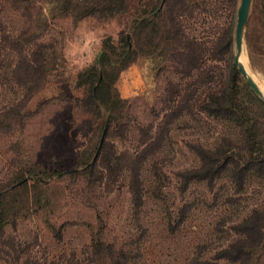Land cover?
<instances>
[{
	"label": "trees",
	"instance_id": "1",
	"mask_svg": "<svg viewBox=\"0 0 264 264\" xmlns=\"http://www.w3.org/2000/svg\"><path fill=\"white\" fill-rule=\"evenodd\" d=\"M140 3L141 13L133 16L124 37L114 42L111 36H105L95 59L76 74L75 85L83 87L82 96L75 97L76 101L85 112H95L96 116L103 112L107 116L105 131L101 130L84 155L75 154L70 166L61 170L40 169L38 164L22 166L13 179L0 184V257L11 252L8 254L11 258L13 252L16 256L13 259H18L25 251L24 243L6 231L16 226L19 216L29 214L33 203L43 198L48 203L53 200L54 184L50 179L70 177L82 182L84 188L92 189L103 179H115L118 170L127 169L134 203L140 204L143 196L140 166L151 149L167 142L172 120L183 115L205 114L225 124L214 141L190 144L197 163L178 172L183 189L194 181H206L213 186L217 179L226 176L234 191L224 194L217 190L215 199L223 197L226 204L232 205L239 199L235 193L243 191L253 180L264 187V101L251 89L233 61L239 0H143ZM127 8L128 0H0V78L2 82L4 78H16L15 82L25 87L20 99L1 107L0 130L10 131L14 120L21 124L40 108L32 109L27 104L36 91L29 83L37 84L41 78L45 79L49 66L55 63L48 59V56L50 60L54 58L53 51V54L44 51L38 41L50 18L67 15L75 20L103 19L121 14ZM3 10L19 11L28 25L13 33L1 17ZM143 55L146 59L150 57L153 75L164 83L163 100L169 109L155 128L153 123H131L130 100L120 95L115 84L119 73L127 71ZM133 129L140 131L139 138L146 144L137 153L116 146L111 138L117 132L127 137ZM72 190L67 189L66 183L61 187L65 197L72 196ZM261 200L237 217L229 227L231 230L223 221L217 223L195 245L190 264H218L215 262L219 259L231 264H264V197ZM18 208L23 211L18 213ZM99 232L88 246L97 260L105 258L106 264H135L129 258V248L104 241ZM232 232V239L226 240ZM220 239L224 240L221 246L210 260L205 259L203 249Z\"/></svg>",
	"mask_w": 264,
	"mask_h": 264
},
{
	"label": "rangeland",
	"instance_id": "2",
	"mask_svg": "<svg viewBox=\"0 0 264 264\" xmlns=\"http://www.w3.org/2000/svg\"><path fill=\"white\" fill-rule=\"evenodd\" d=\"M142 1L128 0L125 12L109 18L75 20L66 15L49 19L38 41L44 51L54 53V58L50 60L48 56V59L55 63L45 65L50 67L45 79L41 78L37 84L29 83L36 91L27 104L32 109L40 108L21 124L14 120L10 131L0 130V184L11 180L22 166L38 164L40 169L61 170L72 164L75 154L84 155L91 149L105 124L107 127L108 119L103 112L100 116L85 112L76 101L75 97H81L83 92L82 86L75 85L76 74L95 59L105 36H111L114 42L124 37L133 16L141 13L138 6ZM262 4L260 0H251L240 59L264 95ZM1 17L13 33L29 23L19 11L3 10ZM234 52L235 47L233 56ZM152 64L150 57L139 56L127 71L119 73L115 84L120 95L130 100L131 123H153L155 128L169 109L163 100L164 83L153 75ZM1 79L0 109L20 99L25 92V87L15 82L16 78H4L3 82ZM205 116L183 115L168 125L167 142L151 149L140 166L143 196L138 205L134 203L127 169L118 170L115 179H103L92 189L84 188L82 182L70 177L50 179L54 184L53 200L48 203L43 198L33 203L29 214L19 216L16 226L6 231L24 243L25 251L18 259H13L16 258L13 252L12 259L8 258L11 252L4 254L0 264H106L105 258L97 260L88 250L98 231L104 241L129 248V258L135 264H190L195 245L217 223L223 221L231 230L229 227L237 217L264 197V187L256 179L235 193L239 199L232 205L226 204L223 197L215 199L217 190L224 194L234 191L226 176L217 179L213 186L206 181L191 182L184 189L180 186L178 172L197 163L190 144L214 141L220 130L225 129L222 121ZM120 135L117 132L111 138L116 146L129 152L137 153L146 145L136 129L127 137ZM41 175L45 174L41 172ZM65 183L67 189H73L72 196L62 195L61 187ZM17 211L21 213L23 209ZM233 235L234 232L226 240ZM221 241L224 240H214L204 248L203 257H212ZM215 263L231 264L223 259Z\"/></svg>",
	"mask_w": 264,
	"mask_h": 264
},
{
	"label": "water",
	"instance_id": "3",
	"mask_svg": "<svg viewBox=\"0 0 264 264\" xmlns=\"http://www.w3.org/2000/svg\"><path fill=\"white\" fill-rule=\"evenodd\" d=\"M250 6H251V0H239V4L237 7V14H236L235 29H234L235 52L233 56V61L237 65L242 77L249 84L251 89L255 92L256 95H258L264 101V96L257 82L250 75L247 74L246 68L244 67L243 63L240 62L239 60V56L243 47L244 27L248 19ZM105 128H106V124L104 126L103 132L105 131Z\"/></svg>",
	"mask_w": 264,
	"mask_h": 264
},
{
	"label": "bare ground",
	"instance_id": "4",
	"mask_svg": "<svg viewBox=\"0 0 264 264\" xmlns=\"http://www.w3.org/2000/svg\"><path fill=\"white\" fill-rule=\"evenodd\" d=\"M242 51H243V47H242ZM242 51H241V53H240V56H241V54H242ZM240 56H239V60H240V62H241V59H240ZM245 67V66H244ZM247 71V70H246ZM261 90V89H260ZM262 91V90H261ZM263 94V93H262ZM264 96V95H263Z\"/></svg>",
	"mask_w": 264,
	"mask_h": 264
}]
</instances>
